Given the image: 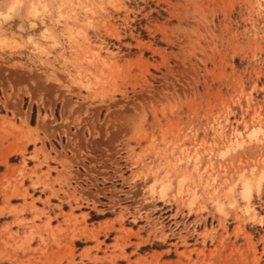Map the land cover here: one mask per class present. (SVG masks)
Masks as SVG:
<instances>
[{
    "label": "rangeland",
    "instance_id": "rangeland-1",
    "mask_svg": "<svg viewBox=\"0 0 264 264\" xmlns=\"http://www.w3.org/2000/svg\"><path fill=\"white\" fill-rule=\"evenodd\" d=\"M0 264H264V0H0Z\"/></svg>",
    "mask_w": 264,
    "mask_h": 264
},
{
    "label": "trees",
    "instance_id": "trees-1",
    "mask_svg": "<svg viewBox=\"0 0 264 264\" xmlns=\"http://www.w3.org/2000/svg\"><path fill=\"white\" fill-rule=\"evenodd\" d=\"M94 215V214H93ZM144 248V247H143Z\"/></svg>",
    "mask_w": 264,
    "mask_h": 264
}]
</instances>
